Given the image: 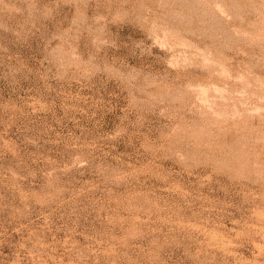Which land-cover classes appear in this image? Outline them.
I'll use <instances>...</instances> for the list:
<instances>
[{
  "label": "rangeland",
  "instance_id": "rangeland-1",
  "mask_svg": "<svg viewBox=\"0 0 264 264\" xmlns=\"http://www.w3.org/2000/svg\"><path fill=\"white\" fill-rule=\"evenodd\" d=\"M0 264H264V0H0Z\"/></svg>",
  "mask_w": 264,
  "mask_h": 264
},
{
  "label": "bare ground",
  "instance_id": "bare-ground-1",
  "mask_svg": "<svg viewBox=\"0 0 264 264\" xmlns=\"http://www.w3.org/2000/svg\"><path fill=\"white\" fill-rule=\"evenodd\" d=\"M205 1V0H204ZM201 2H202V0H201ZM216 3V2H215ZM207 4V3H206ZM203 5V4H202ZM217 7V6H216ZM199 9V8H198ZM217 10H218V8H217ZM243 10V9H242ZM245 10V9H244ZM256 10V9H255ZM254 10V11H255ZM204 11V10H203ZM240 11V10H239ZM249 11V10H248ZM260 12V11H259ZM243 13V12H242ZM245 13H247V12H245ZM250 13H252V12H250ZM255 13V12H254ZM241 14V13H240ZM221 17V16H220ZM258 19V18H257ZM257 21V20H256ZM252 23V22H251Z\"/></svg>",
  "mask_w": 264,
  "mask_h": 264
}]
</instances>
